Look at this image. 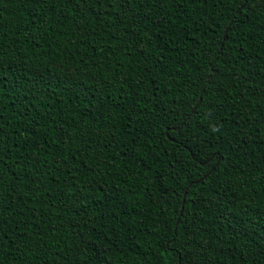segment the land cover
Segmentation results:
<instances>
[{
  "label": "trees",
  "instance_id": "obj_1",
  "mask_svg": "<svg viewBox=\"0 0 264 264\" xmlns=\"http://www.w3.org/2000/svg\"><path fill=\"white\" fill-rule=\"evenodd\" d=\"M0 3H2L0 13L4 20V28L0 31L5 33L0 35V44L6 53L2 62L7 65L3 73L6 86L2 90L0 101L7 105V111L15 115L16 120L19 121L27 120L31 113L37 116L47 114L50 115L51 120L61 122L71 119L76 123L89 124L92 127L102 124L105 131L111 125H115L113 129V134L116 136L115 146L107 151L105 156L115 153L116 161L106 160L100 165L101 172L107 170L108 174L101 176L99 173H93L96 180L90 188L81 186V194L87 197L85 204L95 201L93 207L102 215L98 218L94 229L84 230L83 238L89 242L88 250L81 256L78 255L77 249V252L72 253L74 259L87 258L88 264H98L100 257L96 255L95 250L100 247L109 264H117V262L134 264L135 261L143 264L144 260H148L149 264H175L174 257L177 253L174 251L169 255L162 247L163 241L169 236H175L176 225L182 230L191 228L195 222L196 228L202 230V235L218 239L225 249L230 246L235 250L236 257L240 258L241 253H246L249 255L243 256L244 260L250 262L264 260V257L259 255L264 246L262 239L264 238V144L258 140L253 143L255 138L249 137L246 146L242 147L240 152L224 151L221 145L225 140L235 143L227 134V129L232 127L230 121L233 116L230 113L235 112V109L222 111L221 116L217 117L219 123H213L207 119L206 114L201 116L198 112L192 116L185 128L173 132L169 139L163 130L166 125L156 129L154 133L149 131L148 123L152 120V116L148 113L159 114L160 109L150 108L142 103L141 109L144 111L140 114L144 116L145 124L141 126V140L148 139L149 147L145 149L148 154L145 155L144 152L137 150L135 156L119 155V152L127 151L122 147L128 137L123 135L125 121L120 117L126 115L125 109L129 105L119 100L118 96L124 95L127 87L125 86V89L118 93L119 85L113 82L111 75L101 81V74L98 72L101 62L108 57L107 63L111 68L114 62L118 67L119 63L124 61L125 66L119 69L120 75L126 72L136 75L142 67L145 70L152 68L153 73L158 74L155 76L156 84L146 81L144 88H155L159 85L160 91L155 93V96L149 95L147 98L149 102L154 103L155 99H159L165 102L164 107L168 106L167 102L170 100L174 101L173 107L181 102L188 105L197 103L195 95L199 92L198 85L203 82L197 80V76L203 75L204 69L198 63V55H195L194 39L198 41L202 37L191 27L186 31L180 30L181 25L192 24V21L187 19V13L183 19L176 21L177 29L174 30L176 34L167 45H158L155 41L152 45H138L135 36L120 30L121 26L118 22L111 25L108 17H101L95 22L90 20L89 24L95 29L96 34L86 36L84 33L88 29L81 31L74 27L73 19L57 21L54 18L47 24L33 26L30 23L32 5H25L21 0L15 2L0 0ZM48 15L52 16V13ZM192 19L194 20L195 16ZM48 24L52 25L51 31L48 30ZM222 32L223 29L217 31L213 40H218ZM113 35L117 39H112ZM249 35L245 51L252 52L254 57L257 55L260 57L258 61H252L253 68L259 73L255 77V82L253 83L252 78H249V83L255 87L264 81V33ZM137 47H143L146 51L157 49L164 52L169 59L164 60L163 68L159 63L152 67V64L143 61L135 54ZM125 50L130 55H124ZM156 58L157 51H151L150 59L155 61ZM133 67L135 72L132 71ZM93 73H97L94 79ZM193 82L196 87L192 86ZM15 84L19 87L14 88ZM85 87L92 89V93L87 97L79 95ZM109 93L112 95V100L102 107L100 102L107 100ZM144 94L141 93L142 96ZM118 104H124V107H117ZM22 110H26L23 115H21ZM186 110L180 108L182 113ZM85 112L88 115H85ZM198 118L199 123H196ZM93 120L95 124H92ZM8 122L15 123L14 120ZM40 123L43 124L44 121L41 120ZM217 136H222L223 139L217 141L215 140ZM97 139L99 143H104L111 137L102 135ZM194 145H200L202 148V151L196 152L195 157L201 163L191 173L192 183L196 184V187L184 188L183 185L189 180V176L185 171H181L175 159L181 157L191 162L194 157L188 152V148ZM131 147L129 144V148ZM209 154H215V159L211 163H208ZM94 155V152L87 153L84 163L89 166L95 163L96 161L91 159ZM109 163L112 164V168L108 167ZM214 165H217L215 170L209 172ZM83 170L81 168V171ZM197 177L201 182H197ZM197 188L200 189L197 205L203 200V206L185 205L180 201L179 196L175 195L176 192H196ZM117 194L118 203L115 200L110 202L107 198ZM162 194L165 199H160ZM52 195H55V192ZM22 198L26 199L27 194L25 190L20 189L14 211L23 213V220H29L31 210L35 209L38 215L41 212L46 213L43 220L47 223L57 226L64 223L65 228L52 232L48 237L53 247L64 249L69 243L67 231L69 219L73 223L79 220L75 215L76 209H70L67 205L58 208L52 200H49L47 205H41L35 200L25 203V199ZM106 207L116 211L119 219L110 217L104 211ZM181 212L183 215H178ZM8 215L11 219L12 214ZM79 215L84 216L85 213L80 212ZM88 215L91 217L93 214L88 213ZM56 216H60L61 219L57 220ZM34 222L39 221L34 220ZM79 222L83 223V221ZM101 223L116 226L118 230H120L119 226L123 225L129 228L130 232L127 238L122 237L120 241H116L115 237L108 233L107 228H100ZM153 225L156 226L155 229ZM101 232L104 235H101ZM24 235H27V232ZM97 236H100L105 243L101 244L100 240H96ZM109 239L112 241L111 246L108 244ZM56 240L60 243L56 244ZM80 247L83 245L81 244ZM105 247L108 248L107 253L103 252ZM114 248H122L125 251L117 253L113 251ZM16 255L14 252L12 256H7L6 261L13 260ZM231 256L232 253L226 250L220 259L225 261V264H233ZM25 264H27L26 260Z\"/></svg>",
  "mask_w": 264,
  "mask_h": 264
},
{
  "label": "snow or ice",
  "instance_id": "obj_2",
  "mask_svg": "<svg viewBox=\"0 0 264 264\" xmlns=\"http://www.w3.org/2000/svg\"><path fill=\"white\" fill-rule=\"evenodd\" d=\"M7 2H15V0H7ZM21 2L32 5L30 23L33 26L47 24L54 18L57 21L73 19L74 27L81 31L88 29L84 33L86 36L96 34L95 29L89 24L90 20L95 22L101 17H108L111 25L118 22L121 26L120 30L135 36L138 45H152L154 41L158 45H167L176 34L174 31L177 29L176 21L183 19L186 13L187 19L191 20L192 24L181 25L180 30L186 31L188 27H191L194 32L200 33L201 40L193 39L196 44L195 55H198V63L201 64L204 72L203 75L197 76V80L203 82L198 85L199 92L195 95L197 100L195 104L188 105L181 102L173 107L174 101L170 100L167 102L168 106L164 107L165 102L159 99H155L154 103L149 102L148 96H155V93L160 91L159 85L155 88H144L146 81L156 84L155 76L158 74L153 73L152 68L145 70L142 67L136 75L128 72L120 75L119 69L125 66L124 61H121L118 67L114 62L111 68L107 63L108 57L101 62V67L98 69L101 81L108 79L111 75L113 82L119 85L118 93L123 91L125 86L127 87L124 95L118 96L119 100L129 105L125 109L126 115L120 117L125 121L123 135L128 137L122 144L127 151L119 152L120 156L129 154L135 156L137 150L144 152L145 155L148 154L145 151L146 147H149L148 139L141 140V126L145 124L144 116L140 114L144 111L141 109L142 103L147 107L160 109L159 114L148 113L152 116V120L148 123L149 131L154 133L156 129L166 125L163 130L169 139L173 132L185 128L192 116L198 112L201 116L206 114L207 119L213 123H219L217 117L221 116L222 111L228 112L229 109H235V112L230 113L233 116L230 121L232 127L227 129V134L235 143L225 140V143L221 145L224 151L240 152L241 148L246 146L249 137L255 138L253 143L258 140L264 144V81L255 87L249 83V78H252L254 83L255 77L259 74L253 68L252 61H258L260 57L258 55L254 57L252 52L245 51L250 33H264V0H21ZM0 9H2V3H0ZM189 9H191L190 12ZM48 13H52V16ZM193 16H195L194 20ZM3 28L4 20L0 13V30ZM51 29L52 25L48 24V30L51 31ZM220 29H223V32L219 39L213 40L214 34ZM3 34L5 33L0 31V35ZM112 39L117 37L113 35ZM151 51H157L155 61L150 59ZM5 54L0 44V96L3 95L2 90L6 86L3 73L7 65L2 62ZM135 54L143 61L152 64V67L159 63L163 68L164 60L169 59L164 52L157 49L146 51L143 47H137ZM124 55H130V53L125 50ZM132 71L135 72L134 67ZM96 74L93 73V79ZM192 86L196 87L195 82ZM13 87H19V85L15 84ZM142 92L145 93L143 96ZM90 93L92 89L85 87L79 95L87 97ZM110 100L112 95L109 93L107 100L100 102L101 106L103 107ZM116 106L123 108L124 104ZM181 107L187 110L182 113ZM24 111L26 110L21 111V115ZM85 115L88 113L85 112ZM9 120H14L15 123H9ZM41 120L44 121L43 124L40 123ZM196 123H199V118ZM92 124H95L94 120ZM114 128L115 125H111L105 131L102 124L92 127L89 124L76 123L71 119L63 122L51 120L50 115L47 114L37 116L29 113L27 120L19 121L16 120L15 115L7 111V105L0 101V264H25V260L27 264H61V262L88 264L87 258L77 260L73 258L72 253L77 252L78 249V255L82 256L88 250L89 242L83 238L84 230L94 229L102 213L93 207L95 201L85 204L87 197L81 194V186L90 188L96 180L93 173H99L101 176L108 174L107 170L101 172L100 165L106 160L116 161L115 153L105 156V153L115 146ZM102 135L110 136L111 139L99 143L97 138ZM221 139H223L222 136L215 137L217 141ZM198 151H202L200 145L188 148V152L194 157L191 162L181 157L175 159L181 171H185L189 176V180L183 185L184 188L196 187V184L192 183L191 173L201 163L195 158ZM245 151H247L246 148ZM57 152L60 154L57 155ZM89 152L95 153L91 159L96 162L91 166L84 163ZM214 159L215 154H209L208 163ZM216 166L214 165L209 172L214 171ZM108 167L112 168V164L109 163ZM81 168L84 170L81 171ZM196 180L201 182L199 177ZM20 189L25 190L27 194L26 199L22 198L25 199V203L35 200L41 205H47L48 201L52 200L58 208L67 205L70 209H76L75 215L79 217V220L73 223L69 219L67 224L69 243L64 249L53 247L48 239L52 232L65 228L63 222L58 226L47 223L43 220L46 213L41 212L38 215L35 209L31 210L29 220L25 221L22 219L23 213L14 211ZM199 191L200 189L197 188L196 192H176L175 195L179 196L180 201L185 205L203 206V200H200L197 205ZM53 192L55 195H52ZM107 198L110 202L115 200L118 203L119 201L118 194ZM160 199H165V196L162 194ZM104 211L115 220L119 219L112 208L106 207ZM80 212H84L85 215L80 216ZM9 213L12 214L11 219ZM88 213L93 215L90 217ZM178 215L182 216L183 213ZM32 218L39 222H34ZM55 218L61 219L60 216ZM119 227L120 230L116 226L100 224V228H107L108 233H111L116 241H120L122 237L127 238L130 232L126 226ZM152 227L155 229L156 226ZM176 228L175 236H169L162 245L169 255L174 251L177 253L174 257L175 264H225L220 257L226 250L232 253L233 264H264V260L250 262L242 259L243 256L249 255L246 253H241L240 258L236 257L235 250L230 246L225 249L218 239L202 235V230L196 228L195 222L191 228L181 230L179 225H176ZM25 232L27 235H24ZM101 235L104 233L101 232ZM95 239L100 240L101 244L105 243L100 236ZM55 243L59 244L60 241L56 240ZM81 244L83 247H80ZM108 244L109 246L112 244L110 239ZM113 251L118 253L125 249L114 248ZM14 252L17 254L15 258L6 261V257L12 256ZM95 252L100 257L98 264H109L100 247H97ZM103 252L107 253L108 248L105 247ZM259 255L264 257V246ZM134 264H141V262L135 261ZM143 264H149V261L144 260Z\"/></svg>",
  "mask_w": 264,
  "mask_h": 264
}]
</instances>
